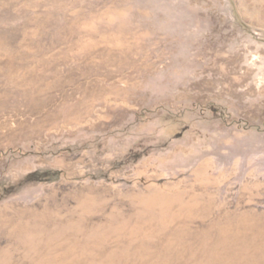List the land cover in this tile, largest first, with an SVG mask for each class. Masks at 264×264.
Masks as SVG:
<instances>
[{
  "label": "rangeland",
  "instance_id": "374dc122",
  "mask_svg": "<svg viewBox=\"0 0 264 264\" xmlns=\"http://www.w3.org/2000/svg\"><path fill=\"white\" fill-rule=\"evenodd\" d=\"M0 264H264V0H0Z\"/></svg>",
  "mask_w": 264,
  "mask_h": 264
}]
</instances>
